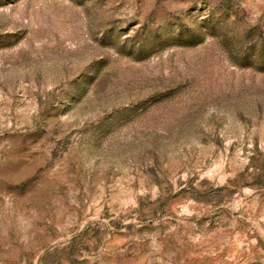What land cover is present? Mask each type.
<instances>
[{
	"label": "rangeland",
	"instance_id": "374dc122",
	"mask_svg": "<svg viewBox=\"0 0 264 264\" xmlns=\"http://www.w3.org/2000/svg\"><path fill=\"white\" fill-rule=\"evenodd\" d=\"M0 264H264V0H0Z\"/></svg>",
	"mask_w": 264,
	"mask_h": 264
}]
</instances>
